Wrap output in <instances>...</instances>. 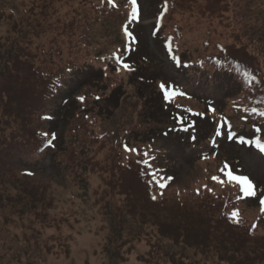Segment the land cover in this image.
Returning a JSON list of instances; mask_svg holds the SVG:
<instances>
[{
    "label": "trees",
    "instance_id": "16d2710c",
    "mask_svg": "<svg viewBox=\"0 0 264 264\" xmlns=\"http://www.w3.org/2000/svg\"><path fill=\"white\" fill-rule=\"evenodd\" d=\"M58 1L60 0H56ZM89 1L90 4L85 7L87 1L81 0L80 4L84 6L82 10L72 6L70 15L64 19L55 7V0H32L28 5L22 3L20 10L10 8L9 16L22 17V21L20 18L15 20V39L10 47L8 46V57L5 58L9 60L0 64V82L7 84L4 92L0 89L2 114L6 118L2 126L13 124L15 127V131L11 130L10 138L0 136V185L14 188L18 197L8 199L0 193V204L21 212L39 209L44 215L48 213V208L54 205L55 199L50 193L51 186L43 185L38 172L28 166L29 160H38L45 154L56 153L61 160L64 159L73 167L71 158L77 157L75 165L83 172L84 169L94 170L111 162L109 179L100 193L110 231L107 246L114 249L116 256L122 255L121 251L126 247L129 251L134 243L143 238L151 240L152 247V240L157 237L159 243L168 240L171 246H176L174 255L180 256L179 264H184L187 260L190 264H197L191 259L195 258V254L210 259L214 257L216 264H264V235H259L256 232L257 227L247 221L237 222L233 218L232 213L236 207L229 197L214 195L204 189L198 191L199 194L194 191L193 195L186 197L175 195L170 198L165 193L159 194L163 189L159 186L160 183L169 186L174 183L176 176L159 162L155 138L147 140L148 142H138L134 146L132 130L122 136L112 131L110 118L105 116V111L96 114V110L93 114L92 110L96 108L91 105L89 109L87 101L85 103V95L81 97L83 99L80 98L68 107V99L58 100L62 95L61 91L73 92L74 87L90 81V76L101 78L121 67L126 69L123 64L128 65V69L134 68L131 55L140 52L141 40L134 38V29L129 27L125 30L127 43L124 48L110 53L92 51V32L97 34L101 27L114 19L121 22L125 15L120 6L124 1L128 3V0H112L111 3L109 0ZM204 1L202 11L210 17L218 15V18H224V14L231 10L228 0ZM198 3L201 2L161 1V21L154 26V33L162 38L163 44L170 52L173 53L175 42H178L177 47H180L177 38L180 33L176 26L172 30L169 29L168 34L165 33L168 20L178 11L196 8ZM238 9L242 15L231 10L235 14L236 24L234 44H218L216 53H209L195 60L188 59L186 54L174 59L181 74L187 76L189 89L201 88L202 80H205L206 84L215 83V77L220 75L227 76L232 81V84L227 83L220 96L210 92L207 96L201 94L196 97L184 85H179L183 90L181 94L178 91L179 97L203 100L208 111L213 112L221 105L224 97L234 98L240 95L249 110V115L247 114L245 120L242 119L248 122L249 129L238 134L233 125L220 124L204 114L192 111L176 114L171 105H163L171 121L158 140L179 136V141L187 145L188 139L196 151L205 150L198 154L200 160L210 152L218 155L223 143L237 145L240 141L246 146L264 147V0H247V3ZM6 14L8 13H5L0 5V21ZM51 33L62 34V38L90 50L85 58L90 67L80 68L81 66H75L73 61H68L69 64L63 71L60 63L55 60V57L63 55L59 40L56 42V38L51 39V46L38 42L41 35ZM76 38H80L81 42L73 41ZM17 39H20V42H17ZM77 44L72 49L78 48ZM114 53L119 55V61L114 58ZM192 69H199V72ZM74 82L77 85L70 88ZM171 85L177 88L175 84ZM161 91L163 93L159 94L162 96L171 95L167 87ZM47 99L51 101L48 105ZM101 100L102 98L98 97L93 103H99ZM51 104L55 105V109L49 108ZM90 113L94 116L90 117ZM71 117L76 119L75 134L71 142L65 143L58 125L63 123L68 127ZM107 118L108 126L98 127L100 130L97 131L93 121ZM68 132L71 136L70 127ZM80 132L85 133L83 137L78 134ZM201 141H206L208 146L201 148ZM125 146L135 151H125ZM77 149L81 152L78 153ZM100 150H105L106 154L110 153L111 157L101 158ZM100 173L105 175L106 171ZM238 187L239 191L246 195L240 190L239 184ZM253 190L255 191L254 186ZM116 195L120 196L122 204L111 202ZM153 196L156 197L155 200L152 199ZM262 199L264 196L259 197V201ZM152 228L157 229L158 234L155 235Z\"/></svg>",
    "mask_w": 264,
    "mask_h": 264
},
{
    "label": "rangeland",
    "instance_id": "374dc122",
    "mask_svg": "<svg viewBox=\"0 0 264 264\" xmlns=\"http://www.w3.org/2000/svg\"><path fill=\"white\" fill-rule=\"evenodd\" d=\"M31 1L0 0L3 11L8 13L2 16L0 21V64L9 60L5 58L8 57L6 56L8 46L10 47L15 39L16 29L13 28L15 20L20 18L22 21V17L9 16L10 8L19 9L22 3L28 5ZM85 1L87 3L84 6L87 7L90 1ZM161 1L138 0L139 15L136 20L131 17V5L124 1L120 7L125 18L121 22H116L114 19L108 22V25L101 27L97 34L92 32L90 37V42L94 46L92 51L110 53L125 47L126 27L134 29L132 31L134 38L141 40L140 52L131 55L134 68L122 69L121 67L101 78L90 76L88 78L90 81L77 87H74L77 85L76 82L71 83L70 88L74 87V91L67 90L66 93L61 91L62 95L58 100L68 99L70 101L66 105L68 107L85 95V103L87 101L89 109L91 105L96 108L92 110L93 114L96 110V114L105 111V116L110 118L109 124H112V131L122 136L132 130L134 146L138 142H148L147 140L155 138L158 144L159 162L176 176L174 183L161 189L159 194L165 193L170 198L175 195L186 197L193 195L194 191L211 189L210 193L225 195L231 199L236 207L233 211L237 213L236 221L245 220L252 226L256 225V232L263 236L264 211H262L259 197L264 196V152L260 151V146H246L240 141L237 145L223 143L218 155L210 152L200 160L198 154L205 150L196 151V148L193 149L189 144L188 139H186L187 145L179 141L181 138L179 136L168 140H158L159 135L167 129L171 121L163 109L165 104L171 105L172 111L176 114L192 111L204 114L210 120L220 124L233 125L238 134L249 129L248 122L242 120H245L247 114L249 115V110L246 109V102L240 95L234 98L224 97L221 105L217 106V110L213 112L208 111L203 100L178 96V91L179 94L183 91L181 89L183 85L196 97L201 94L207 96L210 92L220 96L227 83L232 84L227 76H216L215 83L210 82V84L202 80L201 88L189 89L187 76L181 74L173 59L186 54L188 59L195 60L209 53H216L218 44L225 46L234 44L236 24L235 14L232 11L242 15L238 8L243 7L247 0H228L232 11L229 10L224 14V18H218V15L210 17L205 14L202 11L205 5L204 0H199L201 3H198L196 8L191 7L189 10L174 13L168 20V29L165 31L168 34L169 29L172 30L174 26L179 30L180 35L177 38L180 47H177L178 42H175L173 53L163 44L162 38L154 33V26L161 21L162 14L159 6ZM80 2L81 0L58 2L55 0V7L60 17L64 19L70 15L72 6L79 10L84 9ZM56 34L41 35L38 42L51 46V39L56 38V42L59 40L63 55L55 57V60L60 63L62 70L69 64L68 61H73V64L81 66L80 68L90 67L89 62L85 60L90 50L84 49L81 44L62 38V34ZM73 41L80 43L81 39L76 38ZM17 42H20V39H17ZM76 44L78 48L72 49ZM192 71L199 72V69H192ZM162 84L170 90L169 97L159 94L162 92ZM171 84H175L177 88H173ZM4 85L5 83L0 82V89L3 92L7 88V84ZM98 97L102 98L101 102L93 103ZM49 102H51L50 99H47L46 104L48 105ZM2 108L3 104L0 103V136L8 139L11 136V130L15 131V127L13 124L7 127L2 126L6 121ZM49 108L55 109V105L51 104ZM93 114L90 113V117L94 116ZM108 118L93 121L97 131L100 130L98 127L108 126ZM75 121L76 119L71 117L68 127L63 123L58 125L59 133L62 137L64 136L65 143L72 141L75 134ZM69 127L71 136L68 132ZM213 128L212 125L211 129ZM78 134L83 137L85 133ZM205 142H200L201 148L208 146ZM54 146L55 144L52 145ZM105 150H100L99 156L108 159L110 153L106 154ZM77 151L81 152L79 149ZM76 161L77 157L71 158L73 166L71 167L56 153L45 154L38 160H29L28 166L38 172L43 185L51 186L50 193L54 196L55 202L52 208H48L46 215L39 209L21 212L8 205L0 204V264H179L180 256L174 255L176 246H171L168 240L159 243L157 237L152 240V247H150L151 240L143 238L134 243L129 251L126 247L121 251L122 255L116 256L114 249L107 246L110 231L104 216V201L100 193L106 180L109 179L111 162L94 170L85 171L84 169L83 172L75 165ZM225 164L234 175L248 178L255 189L252 197L242 194L235 181L231 183L227 181L220 171ZM100 171H106V174ZM213 176L224 179V183L219 184L213 181ZM0 193L8 199L17 196L14 188L4 185L2 187L0 185ZM111 202L122 204L120 196L117 195ZM152 229L155 235L158 234L157 229ZM191 259H194L197 264H216L214 257L210 259L195 254V258ZM184 264H190V261L187 260Z\"/></svg>",
    "mask_w": 264,
    "mask_h": 264
},
{
    "label": "snow or ice",
    "instance_id": "6c2138e0",
    "mask_svg": "<svg viewBox=\"0 0 264 264\" xmlns=\"http://www.w3.org/2000/svg\"><path fill=\"white\" fill-rule=\"evenodd\" d=\"M111 2H112V0H109V3H111ZM128 3H130L131 6H132L131 17H132L133 20H136L138 18V15H139L137 0H128ZM165 7H166V5H165ZM114 58L117 61H119V55L118 54L114 53ZM173 59H175V57H173ZM177 63H178V61H177ZM122 66L125 67V68L128 67V65H126V64H123ZM164 87H165V85L162 84L161 88L163 89ZM81 99H83V98H81ZM125 151L132 152V151H135V149H132V148H129V147L125 146ZM260 151L264 152V147H261ZM220 171H221V173L223 174V176L227 179V181L229 183L235 181L237 184H239L241 186V190L246 195L252 196V195L255 194L254 190H253V185L251 184V182L248 180L247 177L234 175L233 171L229 168V166L227 164H225L224 168H222ZM29 174H31V173H29ZM212 180L217 182V183H219V184H223L224 183V179H221V178L216 177V176H213ZM159 186L161 188L166 187V185L164 183H160ZM208 190L211 191V189H208ZM198 194H199V192H198ZM152 199L155 200L156 197L153 196ZM260 204L262 205V211H264V199H262L260 201ZM236 215H237L236 212L232 213L233 218H235ZM253 227H256V225H253Z\"/></svg>",
    "mask_w": 264,
    "mask_h": 264
}]
</instances>
